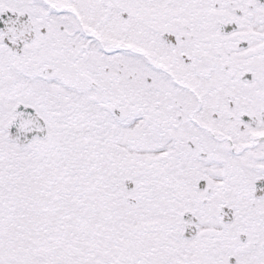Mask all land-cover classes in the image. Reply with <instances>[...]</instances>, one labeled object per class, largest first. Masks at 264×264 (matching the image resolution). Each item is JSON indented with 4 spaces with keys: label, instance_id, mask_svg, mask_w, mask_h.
<instances>
[{
    "label": "snow or ice",
    "instance_id": "obj_1",
    "mask_svg": "<svg viewBox=\"0 0 264 264\" xmlns=\"http://www.w3.org/2000/svg\"><path fill=\"white\" fill-rule=\"evenodd\" d=\"M0 264H264V0H0Z\"/></svg>",
    "mask_w": 264,
    "mask_h": 264
}]
</instances>
